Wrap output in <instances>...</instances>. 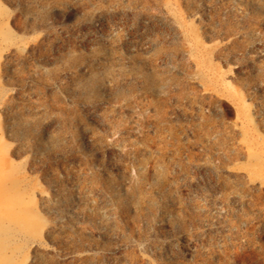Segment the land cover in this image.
Segmentation results:
<instances>
[{
	"label": "rangeland",
	"instance_id": "374dc122",
	"mask_svg": "<svg viewBox=\"0 0 264 264\" xmlns=\"http://www.w3.org/2000/svg\"><path fill=\"white\" fill-rule=\"evenodd\" d=\"M0 221L14 264H264V0H0Z\"/></svg>",
	"mask_w": 264,
	"mask_h": 264
},
{
	"label": "bare ground",
	"instance_id": "6f19581e",
	"mask_svg": "<svg viewBox=\"0 0 264 264\" xmlns=\"http://www.w3.org/2000/svg\"><path fill=\"white\" fill-rule=\"evenodd\" d=\"M9 31V30H8ZM5 184H3L2 186H4ZM0 229L5 231L6 235L8 236L6 239L8 240H12L11 242H13L15 244V247L13 250H11V245H7V241L6 239L2 236H0V256L3 259V261H5V264H14L15 263V259H16V255H17V250L20 251V246H21V241L23 239V242L25 241V239H28L25 237L26 232H23L21 230L20 227H18L17 225L14 226H9L7 225V223H3L0 221ZM32 237V236H31ZM4 238V239H3ZM19 239V240H17ZM9 241V243H10ZM27 242H29L27 240ZM8 243V244H9ZM10 249V251H9ZM10 253V255H8Z\"/></svg>",
	"mask_w": 264,
	"mask_h": 264
}]
</instances>
